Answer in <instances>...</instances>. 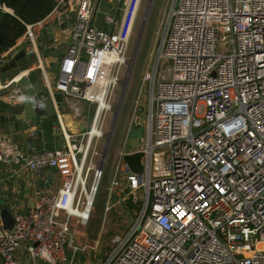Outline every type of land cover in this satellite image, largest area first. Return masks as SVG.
<instances>
[{"label":"built area","instance_id":"built-area-1","mask_svg":"<svg viewBox=\"0 0 264 264\" xmlns=\"http://www.w3.org/2000/svg\"><path fill=\"white\" fill-rule=\"evenodd\" d=\"M102 1L108 6L101 12ZM141 2L55 0L43 21L27 24L22 39L0 54L1 68L20 49L35 53L52 97L55 90L75 97L74 119L83 117V102L93 106L84 131L72 130L56 111L62 146L26 155L0 138V161H25L44 182L35 204L14 213L11 230L0 216V264H67V251L80 249L73 222L86 226L94 210L106 161L99 145L115 129L105 130L104 120L117 109L114 91L135 65L128 49ZM172 2L150 54L153 69L143 75L150 85L148 121L136 116L130 123L145 127L143 143L132 146L126 134L105 212L129 197L140 209L112 232L100 262L264 264V0ZM0 9L13 12L6 4ZM53 16L68 40L54 85L34 34ZM220 42L226 51L218 50ZM7 85L0 80V88ZM135 101L140 114L143 102ZM137 151L144 153L142 173L124 159Z\"/></svg>","mask_w":264,"mask_h":264},{"label":"crops","instance_id":"crops-1","mask_svg":"<svg viewBox=\"0 0 264 264\" xmlns=\"http://www.w3.org/2000/svg\"><path fill=\"white\" fill-rule=\"evenodd\" d=\"M59 22L58 19L53 16L45 19L44 22L37 24L34 27V29L36 28L38 32L37 37L35 34V42L41 55L42 64L48 71V77L52 85H54L57 80L58 71L51 72L50 69L52 70L53 68H58V62L67 45H65V42H68L67 37L63 34V26L60 25ZM24 45L26 47V44ZM30 64L32 67H36L35 69L42 80V71L37 67L38 57L35 53L31 56ZM0 76L3 80L6 79L4 74L1 72ZM42 84L46 90L48 88L47 84H45L44 81H42ZM19 101L20 98L16 97L13 92H9L5 96H0V118L1 115L5 116L4 121H1L0 119V138H6L14 144L17 143L21 150L24 151L26 155H29L28 150L30 145L28 141H33L34 138L31 137L33 135H37L40 129H42L44 134H46L48 129L51 130L53 122L52 120L41 119L40 117H37L35 123H33V120L31 119H19L17 115L23 113L24 111V107L17 104ZM53 103L55 104L56 111L59 110L64 114L65 122L68 123L72 130L84 131L89 126L90 123L86 124L85 129H82V124L84 122L83 117L80 119H74L72 117L71 109L77 103L75 97L67 94L65 95L60 91L55 90L53 94ZM83 103L81 106H83ZM5 105H8V107ZM36 141H43L45 146L42 148L38 145L34 148V152H40L47 150L48 148L58 146L56 136H38ZM25 165L26 162L24 161H22V163L13 162L11 164H6L5 162L0 161V204H5L13 212V214L18 211L23 212L29 210L36 202L38 191L44 187V182ZM47 173L57 185L60 181V176L57 170L55 168H51ZM121 203L122 202H116L115 206ZM104 218V224L96 235H94L95 233L90 231V229L88 230L89 223L86 227H84V230H80L74 226L75 223L73 222L74 239L76 240V244L83 251L87 250L86 256L84 257V264L98 263L101 258L100 256H103L106 252V243L102 242L104 239L102 236H104L106 232L109 233L110 231H117L118 226H126L129 221L128 218L123 224H117L114 228L108 226V229H106L105 226L109 220L108 214H105ZM70 250L67 251V254L68 252L70 253ZM72 256L73 255H67V264L73 263V258H71ZM91 261L93 262L91 263ZM78 262L81 263L82 259L79 258Z\"/></svg>","mask_w":264,"mask_h":264},{"label":"rangeland","instance_id":"rangeland-1","mask_svg":"<svg viewBox=\"0 0 264 264\" xmlns=\"http://www.w3.org/2000/svg\"><path fill=\"white\" fill-rule=\"evenodd\" d=\"M173 0H152V3L150 5L149 0H142L141 8L139 11V14L137 16L136 20V26L134 29V33L131 36L130 39V46L128 49V56H131L133 54V57L136 55L135 65L133 68V71L131 73V76L129 78V82H126V78L123 79V83L121 86L115 89L112 101L116 105H118V109L113 110L112 112H108L105 116V130L114 129V132L111 131L107 138L110 140V143L108 145L106 157H105V164L103 167L104 175L102 177L101 185L99 188V191L96 195V202L94 205V210L92 212L91 220L89 221L88 230L93 231L96 235V233L101 229V227L104 224L105 221V207L107 205L108 201V187L111 183V178L113 177V174L116 170V165L118 163V151L124 144V139L126 137V134H128V137L132 136H140L142 133L145 132V127L142 126L141 128H135L133 127V124L130 123L132 121H135L134 119L136 116H142V120H144L143 124L148 121L146 118V113L149 110L150 106V85L148 82L143 81V75L144 73L149 70L153 69L154 62L150 61V54L152 51H156L157 41H158V32L161 28V21L164 20V17L166 16L168 10L172 6ZM108 4H106L105 1H102V5L99 7L101 12L103 10L107 9ZM149 9V15L147 20L144 21L145 13ZM101 15V14H100ZM143 22H146L145 29L142 34V38L140 42H138L140 37V30L143 25ZM45 26V25H43ZM34 34H36V37L38 36L37 29H34ZM67 42H65V45ZM64 45V46H65ZM68 45V44H67ZM66 45V46H67ZM228 49V46H225L223 43H219V51H226ZM137 53V54H136ZM50 71H58V68H53ZM127 71V67H124L122 77H125ZM143 92V93H142ZM142 93V95H140ZM142 100L143 106L141 107L140 114L134 113L135 111V105H136V99ZM83 109V124L82 129L86 128V124L90 123L91 115L93 114V106H90L87 102L83 103L82 106ZM112 125V126H111ZM106 144V140L102 139L100 145H99V151L103 154L104 147ZM138 198L141 202H144V192L142 189H140L137 193ZM130 199H127V201H123L121 204H118L115 206L112 210L108 212V222L105 226L106 229H108V226L111 228H114V226H117V224H121L124 221H127L128 218H134L138 210L140 209L139 203H135V199L129 197ZM75 227L80 230H84V227L77 224L75 221ZM124 226H118V229H122ZM112 231L109 233H105L104 236H102L103 241L106 244V250L108 247V242L111 239L110 236ZM92 235V236H94ZM104 244V243H103ZM105 250V248H104ZM87 250L83 251L82 249H78L75 252L70 250V253L68 252L67 255H73L71 258H73L72 264H84V257L86 256ZM70 257V256H69ZM81 258L82 262H78V259ZM93 260V259H92ZM93 261H91L92 263ZM95 264H101L100 261Z\"/></svg>","mask_w":264,"mask_h":264},{"label":"water","instance_id":"water-1","mask_svg":"<svg viewBox=\"0 0 264 264\" xmlns=\"http://www.w3.org/2000/svg\"><path fill=\"white\" fill-rule=\"evenodd\" d=\"M151 5L152 0H149ZM149 15V9L145 13L144 21L147 20ZM146 22H143V25L140 30V37L138 42L142 38L143 31L145 29ZM32 52H28L27 49H20L16 54H14L8 61L3 64L0 68V72L4 74L5 80L0 76V80L3 85H7L5 88H0V96H5L9 92L15 93V96L20 98V101L17 103L24 107L23 113L18 114L19 119L33 120V123L36 122L37 117L41 119L52 120L53 126L51 130H47L46 134L40 129L37 135H33L31 138H34L31 142V146L28 150L29 154L34 152V148L40 145L44 148L45 143L42 141L37 142L38 136H56L57 145L62 146L64 142L62 141L61 132L58 129V122L56 121V107L53 103V97L51 95L50 89L45 90L42 80L38 75V72L35 68H32L30 64ZM134 64V62H133ZM132 70L129 69L127 74L126 82H129L130 73ZM9 105V104H8ZM8 105L6 107H8ZM4 115H1V121H4ZM142 124L133 123V127L141 128ZM35 131V130H34ZM144 133L140 136H132L129 138L130 144L134 147H139L143 143ZM110 140L107 138V144L103 151V157H106L108 145ZM144 153L137 151L134 153H128L124 157L127 161L130 169L134 172L142 173L144 171L145 162H144ZM25 162V161H24ZM0 216L4 223L6 229L11 230L15 225V219L13 212L3 203L0 204Z\"/></svg>","mask_w":264,"mask_h":264},{"label":"trees","instance_id":"trees-1","mask_svg":"<svg viewBox=\"0 0 264 264\" xmlns=\"http://www.w3.org/2000/svg\"><path fill=\"white\" fill-rule=\"evenodd\" d=\"M13 12L0 9V54L25 35L28 25L43 21L55 7V0H0Z\"/></svg>","mask_w":264,"mask_h":264},{"label":"bare ground","instance_id":"bare-ground-1","mask_svg":"<svg viewBox=\"0 0 264 264\" xmlns=\"http://www.w3.org/2000/svg\"><path fill=\"white\" fill-rule=\"evenodd\" d=\"M118 109V108H117Z\"/></svg>","mask_w":264,"mask_h":264}]
</instances>
